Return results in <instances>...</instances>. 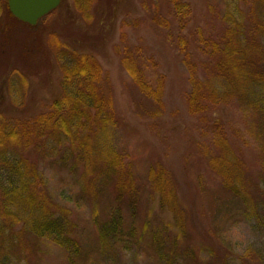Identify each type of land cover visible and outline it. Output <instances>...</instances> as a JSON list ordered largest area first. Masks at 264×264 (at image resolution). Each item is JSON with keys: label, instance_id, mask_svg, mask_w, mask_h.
<instances>
[{"label": "rangeland", "instance_id": "rangeland-1", "mask_svg": "<svg viewBox=\"0 0 264 264\" xmlns=\"http://www.w3.org/2000/svg\"><path fill=\"white\" fill-rule=\"evenodd\" d=\"M181 1V14L171 0H94L89 8L62 0L35 26L7 20L8 15L2 19L0 112L31 117L60 95L57 39L66 47L92 53L105 70L117 108L111 126L96 130L92 148L122 153L138 185H143L137 216L131 217L130 207L122 206L134 239L104 247L93 215L95 210L100 220L111 215L116 207L112 189L95 198L93 189H86L83 166L63 159L65 149L54 157L36 152L51 199L66 207L88 252L80 264H264V231L246 218L240 201L223 184L227 164L240 172L255 199H261L255 186L264 181V116L238 87H229L228 97L207 116L210 124L215 118L223 123L228 144L216 142L211 125L189 111L191 81L184 55L190 50L200 78L211 80L212 64L226 47L224 33L235 26L236 16L242 14L245 22L256 0ZM213 40L220 43L216 53H211ZM128 60L156 95L137 87ZM241 159L242 171L236 166ZM157 164L175 183V210L163 208L146 187L150 168ZM153 235L159 236V248L152 244ZM29 247L31 264H71L67 253L50 241Z\"/></svg>", "mask_w": 264, "mask_h": 264}, {"label": "trees", "instance_id": "trees-1", "mask_svg": "<svg viewBox=\"0 0 264 264\" xmlns=\"http://www.w3.org/2000/svg\"><path fill=\"white\" fill-rule=\"evenodd\" d=\"M7 1L0 0L1 27L2 19L7 15L10 18L7 20L21 22L10 12ZM92 1L75 0V5L89 8ZM171 1L176 13L185 11L181 0ZM240 7L239 4L238 9ZM241 16H236L235 26L224 33L226 47L221 49V57L212 64L211 80L200 78L198 63L190 50L184 54L191 81V90L186 95L189 111L205 125H211L218 135V143L228 144L223 123L215 118L210 124L207 116L228 97L229 87L233 90L238 87L241 96L246 97L264 116V0L252 3L245 22ZM211 42V53L218 52L220 43ZM54 45L58 49L57 62L62 71L60 95L45 110L31 117L0 112V264H31L29 243L34 245L41 241H50L63 249L71 264L85 262L88 257L68 210L49 195L47 179L35 160L36 152L43 157H54L59 150L65 149L68 153L63 159H72L83 166L87 176L86 189H93L95 198L112 189L110 195L114 196L116 207L111 215L105 220H100L96 210L93 215L98 238L104 247L128 240L127 237L134 239L135 235L122 206L130 207L131 217L137 216L143 185H138L122 153L113 148L97 151L92 148L96 130L106 131L116 119L117 108L113 92L107 85L105 70L90 52L66 47L59 39ZM129 61L126 66L137 87L147 94L156 95L157 90ZM228 161L225 158V162ZM243 162V159L236 161L241 171ZM224 165L226 191L240 201L246 218L256 223V229L264 231V181L255 186L261 196L260 200L255 199L240 172H233L227 164ZM146 187L159 197L163 208L175 210V183L163 165L150 168ZM181 232L183 236L186 234L184 228ZM27 237L32 240L26 241ZM152 240L153 246L155 243L159 248V236L153 235Z\"/></svg>", "mask_w": 264, "mask_h": 264}, {"label": "water", "instance_id": "water-1", "mask_svg": "<svg viewBox=\"0 0 264 264\" xmlns=\"http://www.w3.org/2000/svg\"><path fill=\"white\" fill-rule=\"evenodd\" d=\"M62 0H8L10 11L17 18L36 24L39 18L57 8Z\"/></svg>", "mask_w": 264, "mask_h": 264}, {"label": "flooded vegetation", "instance_id": "flooded-vegetation-1", "mask_svg": "<svg viewBox=\"0 0 264 264\" xmlns=\"http://www.w3.org/2000/svg\"><path fill=\"white\" fill-rule=\"evenodd\" d=\"M8 2V1H7ZM61 4V3H60ZM60 4H59V6H60ZM58 6V7H59ZM8 7H9V5H8ZM57 7V8H58ZM57 8H55V9H53L52 11H50L48 14H46V15H44V16H42L41 18H39V20L37 21V23L36 24H30V23H28V22H25V21H23V20H21V19H19V18H17L15 15V17L17 18V19H19L21 22H23L24 24H26V25H28V26H35V25H37L41 20H44V19H46V18H48V16H50ZM9 10H10V8H9ZM11 12V11H10ZM12 13V12H11Z\"/></svg>", "mask_w": 264, "mask_h": 264}]
</instances>
